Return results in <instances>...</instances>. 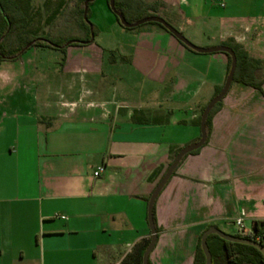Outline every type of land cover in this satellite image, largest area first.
I'll return each mask as SVG.
<instances>
[{"label": "crops", "instance_id": "0c3cea01", "mask_svg": "<svg viewBox=\"0 0 264 264\" xmlns=\"http://www.w3.org/2000/svg\"><path fill=\"white\" fill-rule=\"evenodd\" d=\"M219 1L157 3L195 47L236 49L247 84H230L205 145L156 197L147 264H193L207 228L242 238L264 222V0ZM99 11L110 14L105 0ZM104 19L93 43L61 53L62 71H41L43 48L0 62V264H135L147 199L224 81L222 54L190 53L148 25L126 36ZM260 80L262 94L248 86Z\"/></svg>", "mask_w": 264, "mask_h": 264}, {"label": "trees", "instance_id": "16d2710c", "mask_svg": "<svg viewBox=\"0 0 264 264\" xmlns=\"http://www.w3.org/2000/svg\"><path fill=\"white\" fill-rule=\"evenodd\" d=\"M86 1H89V0H45V2L42 5V8H44V11H47L50 6L51 7L53 6V9L50 11V14L45 18V21H44L45 25L48 26L53 23H56L57 20H65L63 21L64 24L74 22L75 26L81 31L82 38L74 39L73 41L70 40L71 42L69 43L71 44L69 45V47H78V46L81 47L83 46L81 45L82 42H88L90 40V34H89V29H88V23H89V17H90L89 8L96 1L88 5V10H87V15H86L88 23L83 21V4ZM108 1L109 0H105L107 9L110 12L108 8ZM157 3H158L157 0H114V8L118 13H120L123 16V19L125 20V22H127L128 24H132L143 18L154 17L157 13V6H158ZM0 9L2 10V14L0 13V62L2 60L14 61V60L19 59L22 56L21 51L28 44H32L30 48L59 50L61 51L63 55L65 54V50L68 48V47H65V45L68 42H65L63 44H57V43L52 42L49 39L50 36L48 34L39 35V36L36 35L37 33L35 32L32 26H33L34 17L36 15H39L40 12L38 11V12L33 13V9L31 7V0H0ZM149 12L150 14H148ZM110 14L112 15L116 24L120 28H122L118 20L116 19V17L111 12ZM7 23L9 24L10 29H9V32L6 34ZM149 25H153L156 28L163 31L164 33H166L160 26L156 24H149ZM123 30H126V29H123ZM92 32H93V36L95 39L98 35V31L93 25H92ZM5 34L6 36L4 37ZM52 46H56L57 49H54V47ZM230 50L233 52L234 57H235V69H234V73L232 77V83L240 82V83L247 84L242 79H240V81H237L236 79L237 75L239 74V67H240V62L242 61L241 59L242 56H240L236 52V49L232 48ZM223 56L225 57V60H226V63H225V76H226L228 72V68H229V58L225 55ZM63 63H64V60H62L61 65H63ZM253 72L254 71H245L243 77L244 78L250 77V75H252ZM262 81L263 80H260L259 82L255 84L249 83L248 86L260 92V85ZM219 90H220V87L215 88L212 97L216 96ZM219 106H220V102L217 103L212 108V110L209 112L204 122V132H205L204 145L207 141V138L210 132L211 118L214 115V113L219 109ZM202 109H200L199 115L195 119V121L192 122V125L197 128L199 124V116H200ZM131 121L138 125L155 124L153 121H148L147 119H144L143 117H140V119H138L134 115L131 117ZM178 151L179 150L174 151L173 157ZM196 153L197 151L191 153V155H194ZM184 158L185 157H183L181 161ZM151 217H152V222L154 224L153 210L151 211ZM156 232L157 231L155 230V233ZM254 237H260L261 239H264V222H253L251 234L245 235L242 238L249 240V241H254ZM205 243H206V247L208 249L209 255H210L211 264H263L260 254L256 250L250 247L225 243L221 241L220 239L216 238L215 236H208L205 240ZM146 244L147 242L144 243V245L138 251L135 264H140V257H141L143 250L146 247ZM262 247L264 248V245H262ZM212 249L214 251H212ZM203 263H204V260L200 252V249H199V239H198V242L195 248L193 264H203Z\"/></svg>", "mask_w": 264, "mask_h": 264}, {"label": "water", "instance_id": "95a60500", "mask_svg": "<svg viewBox=\"0 0 264 264\" xmlns=\"http://www.w3.org/2000/svg\"><path fill=\"white\" fill-rule=\"evenodd\" d=\"M96 0H89L86 1L83 4V21L88 23L86 15H87V10H88V5L90 3L95 2ZM108 8L110 12L116 17L118 20L120 26L123 29L126 30H132L135 28H138L142 25L145 24H156L160 26L169 36H171L177 43H179L182 47L185 49L189 50L190 52L196 54V55H212V54H223L229 58V68L228 72L224 78V81L220 87V90L218 94L214 97H212L206 105L203 107L200 116H199V124H198V132L199 136L198 139L195 143L187 145L183 148H181L173 157L172 161L169 163V165L166 167L165 171L155 184L154 188L152 189L147 202H146V210H145V217H146V224H147V229L149 233L148 237V242L146 244L145 249L143 250L141 257H140V264H147V258L151 250L153 249V246L155 244V231L152 223V218H151V210L153 203L158 196V194L161 192L163 187L165 186L166 182L168 179L171 177V174L175 171L176 167L178 166L179 162L181 159L197 150H199L204 142H205V132H204V122L209 114V112L212 110V108L221 101V99L224 97L225 93L227 92L230 84L232 83V77L235 69V57L233 52L226 47H211V48H197L190 44L188 41H186L183 36L175 31L173 28H171L169 25H167L162 19L158 17H147L143 18L139 21H136L132 24H128L125 22L123 19V16L118 13L115 8H114V0H109L108 1ZM0 13L2 14V10L0 9ZM6 20V19H5ZM7 21V20H6ZM10 26L7 23V31L6 34L9 32ZM88 29H89V34H90V40L88 42H82L81 45L87 46L91 44L94 41V36L92 32V26L90 23H88ZM4 35V37L6 36ZM71 43H67L65 47H69ZM32 44H28L22 51L21 54L24 53L26 50H28L31 47ZM54 49H57L56 46H52ZM208 236H215L216 238L220 239L221 241L229 244H236V245H243L246 247H250L254 250H256L261 258H262V263L264 264V248L259 245L258 243H255L253 241H249L240 237H232L225 235L221 232H219L215 228H207L200 236L199 238V249L202 254L204 263L203 264H211L210 260V255L208 252V249L206 247L205 240Z\"/></svg>", "mask_w": 264, "mask_h": 264}, {"label": "rangeland", "instance_id": "374dc122", "mask_svg": "<svg viewBox=\"0 0 264 264\" xmlns=\"http://www.w3.org/2000/svg\"><path fill=\"white\" fill-rule=\"evenodd\" d=\"M44 2L45 0H31V7L33 9V13L38 11L40 12L39 15H36L34 17L33 26H32L35 32L37 33L36 35L39 36V35L48 34L50 36L49 39L57 44H63L65 42L69 43L74 39L82 38V33L75 26L74 22L64 24L63 21L65 20H57L56 23H53L48 26L45 25L44 24L45 18L50 14V11L53 9V6L52 7L50 6L47 11H44V8H42ZM102 3L103 0H96V2L89 8V12H90L89 23L91 24V26L93 25L97 31L98 29H100L99 27L104 26L105 15H107L108 17H112L107 11L105 12L106 14H104V12L99 11L100 5ZM148 14H150V12ZM154 17H158L161 19V17L157 13ZM164 22H166V24L169 26L171 24L169 21L166 20ZM97 24H99L100 26H98ZM147 25L155 27L153 25L146 24V26ZM138 28L127 31L123 30V34L128 36L130 35L129 33L135 31ZM77 49H82V48H77ZM35 51L36 52H35L34 61L36 62V64L41 65L40 66V68H42L41 71L63 70V65H61L63 59L61 55V51L53 50V49H37Z\"/></svg>", "mask_w": 264, "mask_h": 264}, {"label": "built area", "instance_id": "2783aa9c", "mask_svg": "<svg viewBox=\"0 0 264 264\" xmlns=\"http://www.w3.org/2000/svg\"><path fill=\"white\" fill-rule=\"evenodd\" d=\"M212 3L217 4L220 8L222 7V3L219 0H212ZM102 172H103V167L96 168V170L93 173V177L97 178ZM242 218H243V215L240 212L238 214V217L234 221V225L236 226L237 231L239 233H243ZM61 219H63V218H61ZM253 242L258 243L261 246L264 245V239H261L260 237H254V241Z\"/></svg>", "mask_w": 264, "mask_h": 264}]
</instances>
